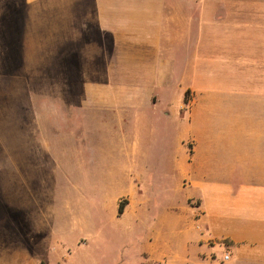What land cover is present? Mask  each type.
Here are the masks:
<instances>
[{"label":"crops","instance_id":"crops-1","mask_svg":"<svg viewBox=\"0 0 264 264\" xmlns=\"http://www.w3.org/2000/svg\"><path fill=\"white\" fill-rule=\"evenodd\" d=\"M59 15L64 25L76 19L100 56L76 105L78 159L87 144L99 150L103 134L121 144L109 155L137 176L113 198L118 210L127 199L121 215L163 221L138 179L166 172L165 142L172 151L184 126L191 156L184 164L177 157L173 170H187L203 189L190 198L205 215L201 241L226 243L229 264H264V0H63ZM218 108L214 129L208 113ZM29 257L0 264H37ZM140 257L161 263L154 244ZM68 260L56 264H79Z\"/></svg>","mask_w":264,"mask_h":264},{"label":"rangeland","instance_id":"rangeland-1","mask_svg":"<svg viewBox=\"0 0 264 264\" xmlns=\"http://www.w3.org/2000/svg\"><path fill=\"white\" fill-rule=\"evenodd\" d=\"M62 8L63 0H0V259L30 254L37 264H56L69 255L79 264H140L141 250L154 244L160 264H229L223 244L201 241L209 234L205 215L190 198L203 189L187 170H173L177 157L184 164L191 156L184 126L172 151L165 142L166 172L138 179L163 221L144 223L114 205L137 178L128 161L109 155L121 144L101 141L103 134L99 150L87 144L78 159L76 105L100 56L76 19L63 24ZM208 120L220 127V108ZM147 141L143 132L139 145Z\"/></svg>","mask_w":264,"mask_h":264},{"label":"built area","instance_id":"built-area-1","mask_svg":"<svg viewBox=\"0 0 264 264\" xmlns=\"http://www.w3.org/2000/svg\"><path fill=\"white\" fill-rule=\"evenodd\" d=\"M224 253H223V257L222 260H229L231 258V252L227 249V244L224 243Z\"/></svg>","mask_w":264,"mask_h":264},{"label":"trees","instance_id":"trees-1","mask_svg":"<svg viewBox=\"0 0 264 264\" xmlns=\"http://www.w3.org/2000/svg\"><path fill=\"white\" fill-rule=\"evenodd\" d=\"M125 207V201L121 200L119 203V211L122 212L124 210Z\"/></svg>","mask_w":264,"mask_h":264}]
</instances>
